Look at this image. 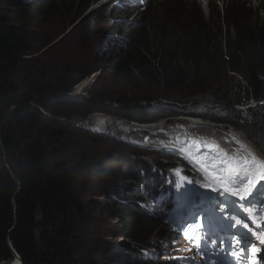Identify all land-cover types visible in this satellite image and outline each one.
I'll return each mask as SVG.
<instances>
[{"label":"trees","instance_id":"1","mask_svg":"<svg viewBox=\"0 0 264 264\" xmlns=\"http://www.w3.org/2000/svg\"><path fill=\"white\" fill-rule=\"evenodd\" d=\"M34 1L30 19L47 21L60 15L63 9L79 17L98 0ZM104 11L103 8L94 12L92 22L104 17ZM107 11L113 17L112 27L102 32L103 48L109 46L107 53L103 50V55L88 69L70 72L63 67L39 72L31 58H26L35 47L28 29L14 21L6 7L0 5V152L2 144L9 168H0V262L11 257L7 238L22 264H75L79 260L77 253L85 242L81 235L73 241L71 234L77 223L75 208L83 205L82 191H70V170L63 165L58 145L64 137L59 127L63 120L53 116L79 104L78 97L70 96L72 89L97 71L130 91L151 87L161 90V98L176 103H165L167 107L177 108L180 102L204 109L206 105L201 102L215 107L218 113L211 115L210 121L232 127L264 156V103H261L264 66L260 61L264 53V20L256 24L245 13H228L214 3L211 18L216 29L193 16L186 18L181 13L168 16L158 10L127 32L129 24L115 22L121 15L120 7L110 6ZM231 27L234 32H230ZM157 98L131 104L98 91L82 100H88L86 106L90 112L149 124L155 120L147 114L145 104ZM104 102L114 104L122 114L114 108L100 106ZM131 111L139 113L140 118ZM179 112H167L162 118L179 117ZM204 117L195 118L207 122L208 118ZM129 151L116 157L110 155L116 159L130 155L134 162L141 163L138 174L125 173L123 177L125 181L131 180L132 185L128 186L134 195L120 193L118 197L123 200L115 199L128 209L123 214L122 232L136 246L130 249L127 243L115 244L124 252L117 264H169L168 261L156 263L146 255L149 249L146 242L162 222L170 221L172 200L177 198L180 187L178 175L191 181L203 177L185 161L173 160L171 156L152 155L148 150ZM110 156L104 152L100 159L106 158L111 163ZM92 165L82 163L71 171L88 170ZM94 168L98 170L97 166ZM126 199L129 202L124 204ZM231 220L238 221L235 217Z\"/></svg>","mask_w":264,"mask_h":264},{"label":"rangeland","instance_id":"2","mask_svg":"<svg viewBox=\"0 0 264 264\" xmlns=\"http://www.w3.org/2000/svg\"><path fill=\"white\" fill-rule=\"evenodd\" d=\"M107 1H109V3L105 5ZM214 3L217 4L220 9H224L228 13H233L235 15H242L245 13V17L254 21L256 24L264 20V0H102L97 3H92L79 17L63 9L60 15L47 21H43L39 18L30 19L33 4H35L34 0H0V5L6 7L7 13L14 21L16 20V22L28 29L30 37H32L35 43V47L26 58H31L32 63L35 64L39 72L50 71L52 69L56 71L63 67L70 72L78 68L88 69L94 64V60H97L99 56L103 55V50L107 53L109 46L106 47V49L103 48L105 45V36H103L104 33H102V31L104 29L98 31V24L93 23L91 18L94 12L99 9L104 8V14H106L100 20L107 21L113 19L111 14L108 15L106 12L109 7H120L121 15L116 18L115 22L120 21L124 22L126 25L129 24L128 28L125 29L127 32L137 28L135 26H137L139 22H143L144 17L146 18L150 13H157L158 10H162L168 16H172L173 13H181L180 15H184L186 18H188V16H193L194 19H198L200 23L207 25L211 29H216V25L211 18L212 5ZM125 20L127 21L125 22ZM107 26L108 25H106V27ZM230 32H234L233 27H231ZM260 57L261 64L264 66V53L261 54ZM261 73L264 75V70ZM232 77L233 75L229 76V81L233 80ZM98 91L103 92L105 96L112 97V99H114L115 96L121 97L124 102L131 104L146 98L158 97L156 100H152L145 104L147 114L155 121L152 120V123L140 125L139 123L127 122L124 118L117 119L105 113L88 111L86 106L88 100L84 101L82 98H86V96L91 95V93ZM71 94L73 97H78L79 104H75L72 108L61 110L53 117L58 121L63 120L59 123V127L62 129L61 131L64 137L58 145L63 154V158L61 157L63 165L70 170V191H82L83 205L82 207L77 206L75 208V221H77V223L75 225V230L71 234V239L74 241L81 235L85 243L84 245L82 243L83 247L78 250L77 255L79 260L75 262V264H117V262L122 259V257L119 258V255L123 256L124 252L120 250V248H117L115 244L121 241L127 243L130 249H134L136 246L123 236L122 218L123 214H125L128 209L121 203L117 204L115 199L123 200L118 197L120 193L134 195V192H132L133 189L128 186L129 184L132 185L131 180L125 181L123 177L125 173L138 174L141 170L138 166L141 163L137 161L134 162V157L130 155L125 156L124 159H116L113 158V156L116 157L119 153L127 150H138V152L148 150L152 155L164 154L171 156L173 160L185 161L186 164L190 165L192 168H196L174 150L170 149V147L173 148L176 145L173 144L174 138H167L166 133L153 134L146 131V129L140 130L135 127V130L131 134V131L127 132L122 129L111 132L109 134L113 136H108V134L101 135L97 133L98 129H92L94 131L90 130V126H85L83 123L89 120L92 114L96 113L122 121L126 123L127 126L144 127L158 123L162 126L167 125V129L168 126H171L170 130H173L174 127L188 123V121H186L188 119H197L199 122L207 124V126L211 125V129L215 131L228 134L234 141H237V138L241 136L240 133L238 134V132L234 131L230 126H223L222 124L216 125L210 121V116L218 113L215 107L208 106V104H204L203 102L201 103L204 106L206 105L205 109L192 104L183 105L181 102L180 106L177 108H171L173 105L167 107L165 103H169V101L160 97L162 94L161 90L151 87L143 91H130V88H127V86L124 87L112 83L107 74H99L98 71L76 85L72 89L70 95ZM169 104L176 103L170 102ZM101 105L107 106L110 109L114 108L119 114H122L120 113L121 110H118V107L114 106V104L107 105V103L104 102L101 103L100 106ZM250 106L253 107V105ZM180 110L184 111L182 112ZM167 112H172L173 114H175L174 112H179V117L175 115V117H170L168 119L162 118V115L166 116L167 114L165 113ZM133 114H137L138 116H136V118H140L139 113L133 112ZM197 115L208 118L207 122L195 118ZM190 129L194 128L191 127ZM131 136L135 137L137 141H129ZM124 139L128 140L125 141ZM104 152H109V156L111 154L113 155L110 156L112 157L111 163H108L106 158L101 161L100 155ZM129 152L132 153L131 151ZM99 159L100 161L96 164ZM82 163H94V165L88 170L84 169L79 172L71 171L72 169L75 170V167ZM179 165L178 167L181 166ZM4 166H7L6 155L0 152V168ZM94 166H97L98 170H95L96 167L94 168ZM99 169H101V171ZM179 169L180 168H177V170ZM186 189H191L192 191L189 192L184 190L183 203H177L176 211L174 212L176 213L178 211V214L176 216L172 215L171 221L162 222L161 227H159V229L156 228L153 236L146 242L149 248L145 251L146 255L154 261L156 260V263L168 261L169 264H207L201 255V251L205 253L209 247L200 249L196 246V243L191 240L192 238L195 240V235L198 234L199 229H196V233L192 234L191 239L186 238L181 231L177 230L181 221L187 219L194 203L191 197L196 190L195 186L188 183ZM109 192L112 193L109 195ZM135 194L138 196V193ZM221 199L223 200L224 197H221ZM124 202V204H126L129 201L126 199ZM147 206L153 208L150 204ZM225 210L227 216L231 214L242 216L245 212V209L236 202ZM200 219L201 217L197 216V220ZM224 223L227 230L222 233H224V240L229 244L231 236L237 235L238 233L235 231L237 229L228 227L231 225L228 221ZM230 228L233 230L230 231ZM226 247H228V245H226ZM262 248H264V245ZM262 248L259 250L257 249V255L253 257L255 264L258 262L259 264H264V260H259L263 254L261 251ZM221 249L222 253L220 252ZM224 249L225 246L223 247V245L219 243L215 252L220 254L213 257V259L219 260L223 262V264L224 261L222 260V256L227 254Z\"/></svg>","mask_w":264,"mask_h":264},{"label":"snow or ice","instance_id":"3","mask_svg":"<svg viewBox=\"0 0 264 264\" xmlns=\"http://www.w3.org/2000/svg\"><path fill=\"white\" fill-rule=\"evenodd\" d=\"M239 143V141H237ZM209 149H215L214 144L207 145ZM245 146L241 144V148ZM182 151L186 153V158L198 166V169L202 173L203 179L199 181H191L188 177L181 175L179 179L181 181H187L188 183H198L200 188L206 190L207 195L204 197L206 201H212L213 203V215H208V209L202 205L193 203L192 210L186 220L181 221L177 230L183 232L184 236L188 239L192 238V234L196 233V229H199L198 234L195 235L196 246L200 249L205 247L216 248L217 243L221 245L224 243L222 232L226 231L225 221L230 219L226 215L215 214V204L222 203L224 209H228L235 204L232 197H239L241 201L246 199V196H255L258 192L264 194V185L260 189H257V182L264 181V160H259L250 150L245 149L247 155L240 158L235 155H226L223 152H219L217 157H212L209 161L208 154L204 155L194 154L189 149L185 148ZM199 147H197V153ZM176 171V170H173ZM256 191H253V190ZM185 191L191 192V189H185ZM212 193H218L220 197H224L220 200L217 196H212ZM261 203H264L262 201ZM197 216L201 219L197 220ZM228 227H233L229 225ZM244 227H247L245 224ZM249 231H252L249 229ZM256 233H253L255 235ZM219 236V240H217ZM237 244H240L239 251H233L228 254L240 258L241 253L245 257H255L257 255V249L255 245L245 249L243 242L240 239H236ZM261 245H264V235L260 238ZM227 252V249H224ZM264 253V248H262ZM220 253L214 252L213 257L218 256ZM202 257L204 256L201 251ZM264 260V254L260 257ZM212 264H223V262L213 259Z\"/></svg>","mask_w":264,"mask_h":264},{"label":"bare ground","instance_id":"4","mask_svg":"<svg viewBox=\"0 0 264 264\" xmlns=\"http://www.w3.org/2000/svg\"><path fill=\"white\" fill-rule=\"evenodd\" d=\"M98 23H102V25L100 26ZM98 23H97L98 24L97 29L98 31H102V29H105L106 25H110L111 20H107V21L103 20ZM186 121H188V123L184 125L181 124L177 127H174L173 130H170L171 126H168V129H167L166 128L167 125L162 126L161 124H158V123L152 124L149 126H144V127L143 126L142 127L141 126H127V124L122 121L116 120L114 118L106 117L105 115H100V114L95 113V114H92L89 120L83 123V125L90 126L91 128L90 130L98 129L97 133L101 135L108 134V136L112 135L109 133L114 132V131H119L122 129L127 132L131 131L130 132L131 134L135 130V127H137L140 130L146 129V131L151 132L153 134H159V133L165 134L166 133L167 138H172V137L174 138L173 144L176 145L173 148L170 147V149L174 150L176 153L182 156L187 162H189L192 166H194L199 172L200 170L198 169V166L194 163H191L186 158V153L182 151L183 149L187 148L190 151H192L194 154H198V155H204L205 153H207L209 157L208 162H211L212 157H217L219 152H223L226 155H235L240 158H243L244 156H246L245 149L250 150L253 153V155L256 156L257 159L264 160V156L263 155L261 156L259 154V151L252 144H250V142L245 137L244 139L243 137L242 138L238 137L237 138V141H239L238 143L237 141H234V139L230 137L228 134H222L221 131H215L211 129L212 128L211 125H208L209 126L208 127L207 124L199 122L197 119H193V120L188 119ZM191 127L194 129H190ZM124 140L127 141L128 139H124ZM129 141L134 142L137 140L135 139V137L131 136ZM209 144H214L216 146L215 149H209L207 147V145ZM241 144H243L245 147L241 148ZM197 147H199L198 153H197ZM263 182L264 181L257 182V189L259 186L264 185ZM253 191H256V190L254 189ZM231 199L233 201L237 200V202L247 210L246 214L249 217H254L256 215H259L261 216V218L264 219V203H261L262 201H264V196L260 194L259 192L255 196H246V199L243 201H241L239 197H232Z\"/></svg>","mask_w":264,"mask_h":264},{"label":"water","instance_id":"5","mask_svg":"<svg viewBox=\"0 0 264 264\" xmlns=\"http://www.w3.org/2000/svg\"><path fill=\"white\" fill-rule=\"evenodd\" d=\"M261 103H264V101L261 102ZM0 141H1V139H0ZM254 147H255V146H254ZM255 148H256V147H255ZM1 151H2L3 154H5V151H4L3 147H2V144H1ZM5 167H6V169L9 170L8 166H5ZM17 185H18V191H19V189H20V184L17 183ZM16 194H17V192L15 193L14 198H15ZM14 198H13V208H14V213H16V205H15V202H14ZM15 223H16V222H14V226H15ZM6 246H7L8 250H9V252H10V256H11V257H10V259H8L7 261H2V262H0V264H22V260H21V258H20L19 255L15 252V250H14V248H13V246H12V244H11V242H10V240H9L8 238H7V240H6Z\"/></svg>","mask_w":264,"mask_h":264},{"label":"clouds","instance_id":"6","mask_svg":"<svg viewBox=\"0 0 264 264\" xmlns=\"http://www.w3.org/2000/svg\"><path fill=\"white\" fill-rule=\"evenodd\" d=\"M100 1H102V0H98V1H96V3H97V2H100ZM105 1H106V0H105ZM108 3H109V1H107V3H105V5L108 4ZM105 5H104V6H105ZM109 14H110V13L108 12V15H109ZM100 21H101V20H99L98 22H100ZM102 21H103V20H102ZM98 22H97V23H98ZM98 24H99V23H98ZM101 24H102V23H101ZM111 27H112V24L110 23V25H108V26H107L102 32H104V31L110 29ZM70 96H73V95L71 94ZM140 125H141V124H140Z\"/></svg>","mask_w":264,"mask_h":264}]
</instances>
